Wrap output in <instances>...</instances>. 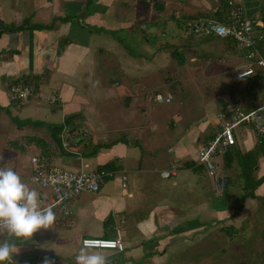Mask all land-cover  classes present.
Wrapping results in <instances>:
<instances>
[{
    "label": "crops",
    "instance_id": "crops-1",
    "mask_svg": "<svg viewBox=\"0 0 264 264\" xmlns=\"http://www.w3.org/2000/svg\"><path fill=\"white\" fill-rule=\"evenodd\" d=\"M223 1L228 10L230 2L245 9L244 0ZM253 2L259 3L250 14L254 21L264 0ZM222 9L221 0H0V30L29 22L27 30L0 36V168L13 169L38 193L39 205L47 207L49 201H40V188L30 180L32 158L77 172L114 164L98 193L76 196L69 215L52 210L55 218L48 229L17 238L11 264H41L45 257L52 264H75L84 238L123 241L124 252L92 249L107 257L108 264H174V258L190 246L187 238L197 236L208 218L215 224L229 223L236 230L238 222L242 227L246 221L245 213L254 218L258 209H264V155L258 157L253 172V179L262 182L253 197L245 200V179L240 177L236 156L255 150L259 135L253 128L236 132L231 162L221 161L222 172L239 190L238 198L228 202L230 209L218 212L217 206L208 204L207 189L215 193L213 179L203 168L193 166L199 145L220 131V114L235 108L249 112L264 104V87L258 82L264 77L263 68L258 70L228 39L195 38L190 33L195 21L212 20ZM178 20L192 22L181 27ZM31 25L40 27L29 30ZM144 25L149 26L143 31L147 42L162 37L174 40L175 45L164 42L166 52L134 56L125 47L124 37H134L137 26ZM178 30L189 38L177 34ZM174 47L183 59L176 58ZM169 57L184 69L181 82L192 83L195 89L203 86V97L197 100L209 105L214 101L212 109L205 106L201 116L186 120L182 105L167 114L171 108L154 102L155 94L161 93L171 94L170 104L174 103L175 87L164 90L155 76L168 66ZM213 57L220 61L216 63ZM212 61L211 86L217 87L213 94L205 83L197 85ZM250 68L255 72L252 78H237ZM172 80L178 83L174 77L166 83ZM20 81L35 83L42 98L17 107L9 87ZM100 91L102 98L94 101ZM53 92L61 97L60 105L47 101ZM87 110L93 111L88 116L92 131L75 125ZM56 127H63L62 147L69 145L63 152L48 129ZM84 132H88L86 140L81 138ZM104 145L110 147L100 148ZM175 159L181 163L180 172L164 179L161 172ZM0 239L12 238L0 232Z\"/></svg>",
    "mask_w": 264,
    "mask_h": 264
},
{
    "label": "built area",
    "instance_id": "built-area-1",
    "mask_svg": "<svg viewBox=\"0 0 264 264\" xmlns=\"http://www.w3.org/2000/svg\"><path fill=\"white\" fill-rule=\"evenodd\" d=\"M229 13L223 18L222 22L214 20L199 19L195 21L190 29V33L195 37L206 36L219 39H230L236 42L238 49L246 52V57L257 66L264 69V57L261 56L258 45L264 42V23L251 24L246 17L244 9L229 3ZM179 18V17H178ZM256 28L260 30L257 31ZM255 75L252 68L241 71L237 78L245 80ZM11 101L22 106L31 99H41L35 83L31 81H20L9 87ZM157 104H170L171 94H155L153 98ZM47 101L51 104H61V97L53 92ZM264 104L256 109L246 112L241 108H235L232 112L222 113L218 116L221 129L208 142L199 145L197 158L194 167L203 168L207 175L213 179L215 194H221L228 185V178L221 170V161L232 147L236 146V132L241 128L251 127L261 136L264 134ZM63 133L61 139H63ZM68 144L63 143V148L67 149ZM181 163L175 159L170 168L162 171L164 179L175 177L181 170ZM110 176L106 171H69L52 166H47L37 157L31 159V182L40 188V201H49L52 210H61L65 215L70 214V203L82 193H98L104 181ZM125 187V185H124ZM93 241L99 250L125 251V245L121 239L104 240L84 238Z\"/></svg>",
    "mask_w": 264,
    "mask_h": 264
},
{
    "label": "rangeland",
    "instance_id": "rangeland-1",
    "mask_svg": "<svg viewBox=\"0 0 264 264\" xmlns=\"http://www.w3.org/2000/svg\"><path fill=\"white\" fill-rule=\"evenodd\" d=\"M234 4L240 6L239 4L236 3ZM244 11L246 13L245 9ZM148 27L149 26L147 25L137 26V28L139 29L135 30L136 32L134 34V37H130V38L128 37L126 39L123 35H120L122 38L124 37L123 43H125L124 45L127 48V50L132 54L135 53L136 55L135 54L133 55L138 56V58L141 56L142 52H145L149 56L152 55L149 53L152 51L154 53L155 52L159 53L163 51L166 52L165 51L166 48L163 46L164 42H168L171 45L173 44L175 45L174 40L171 39L163 40L162 37H158V38L153 37L150 38L149 41L147 42L146 40L143 39L144 36L143 31L145 33V30ZM177 34L185 35L183 30H178ZM185 37L189 38L187 35H185ZM190 41L193 40L190 39ZM173 46H171L170 48H173ZM174 49L176 48L174 47ZM172 51H170V53ZM181 54L182 53L178 54L176 57H178V59H183L184 57ZM213 58L215 59L216 63L220 61L218 57H213ZM211 64L214 65V61L208 64L210 66L208 72L200 76V78L197 80V85L200 86V83L201 84L205 83L207 88L210 89V92L213 94L215 93L217 87L215 86L214 83L211 86L212 80L210 78H212L211 70L213 69V66ZM258 70H262V68L260 67L258 68ZM183 73H184L183 67L179 66L175 60L174 63H172V58L169 57L168 66L166 67L164 66V69H162L161 72L155 73V76L158 79V83L160 84V87H162L164 90H168L170 87H175V90L173 91L175 97L174 103L170 105H166V104L162 105L163 108L164 107H169L168 109L171 108L167 112V114H170L172 110L175 111L176 109L174 107H180L182 105L184 107V109L181 108L183 113L182 116L186 120H188V118H192L194 116L195 118L201 116V112H203L205 106L209 107L211 105V109H212L215 103L213 101V103H210L209 105V103L205 102L203 99L197 100L203 97V95L201 94L203 90V86L201 88L195 89L193 84L188 83V81L187 83L191 84V86H187L188 84H185L184 82L180 81V78L182 77L181 75H183ZM171 77H174L178 81V83L175 80H172L173 82H171V84L166 83V79ZM258 82L264 87V77H261L258 80ZM238 84L243 85V82L238 81ZM241 89L243 90L244 88L242 87ZM192 91H196L198 93L193 94ZM247 91L252 95L255 94L254 89L253 90L248 89ZM99 98L100 99L102 98L101 91L99 95L94 96L92 99H94V101L95 100L97 101V99L100 100ZM194 100L196 104L198 103V101H200V103L197 104L196 106L192 102ZM94 107L95 106L89 109H93ZM195 107H197V109L200 110V113L195 112L196 109ZM91 114L93 115V111L91 112L87 110V112H85L84 118L82 120H79L78 123L76 122L75 125H78L79 127H86L87 130L89 129L92 131L91 129L92 121L88 120V116H90ZM160 121L163 123V120ZM74 122L75 121H72L70 123L71 126L74 124ZM87 133L84 132L81 135V138L86 140V138H88ZM212 187H214V185ZM210 191L211 188H208L207 194L208 197L211 198L210 200H208V204H211L214 207L217 206V208L215 209L218 212H220L222 210H228L231 208V203L228 202L231 201V199L238 198L239 190L235 185H231V177H229V183L227 185L224 195H217L215 193H210ZM261 200H262L261 201L262 205L264 206V198ZM245 214L246 215L243 216L244 217L243 222L244 220L246 221L244 222V224H242V227H241V222L237 223L238 226L236 227L237 228L236 232L232 236H229L225 231H222L223 228H229L230 226L229 223L215 224V222H212L213 219L208 218L206 225H204L203 229L197 236L193 234L194 236L190 235L191 237L187 238V240H190V243H188L190 246L186 248L185 252H183L182 254H180L179 257H177V260L174 258L175 261L174 264H180L183 262L185 264H264V209L260 208L257 210L256 214L258 216L254 217V218L258 217L257 219H254L253 217H248L247 213Z\"/></svg>",
    "mask_w": 264,
    "mask_h": 264
},
{
    "label": "clouds",
    "instance_id": "clouds-1",
    "mask_svg": "<svg viewBox=\"0 0 264 264\" xmlns=\"http://www.w3.org/2000/svg\"><path fill=\"white\" fill-rule=\"evenodd\" d=\"M55 214L50 207H41L38 193L21 181L11 168H0V232L12 239H0V264H11L17 238H30L34 232L48 229ZM95 242L85 240L75 256V264H108L107 257L92 251ZM41 264H52L50 258Z\"/></svg>",
    "mask_w": 264,
    "mask_h": 264
},
{
    "label": "trees",
    "instance_id": "trees-1",
    "mask_svg": "<svg viewBox=\"0 0 264 264\" xmlns=\"http://www.w3.org/2000/svg\"><path fill=\"white\" fill-rule=\"evenodd\" d=\"M221 6L223 7L222 11L221 12H217L214 15V17H213V19L215 21H218V22H222L223 21V16L228 11V6H227V4L224 3L223 0H221ZM250 21H251V24H253V25L256 23L255 21L264 22V7L261 9L260 14L254 19V21L252 20V18H250ZM178 22H179V25L182 27V26H185L188 22H192V21L190 20L188 22H183V24L180 23L181 20H178ZM28 23L29 22H24L23 25L19 26V27H16V26H13V25L4 26L0 30V36H2L3 34H5L7 32L15 33V32H19V31L27 30L26 25ZM39 27L40 26H37V25H31L29 27V30L30 29H38ZM256 30L259 31L260 29L256 28ZM200 37H202V36H200ZM228 40H230V39H228ZM230 41L238 49L236 42L233 41V40H230ZM258 49H259V52H260L261 56L264 57V42L258 45ZM238 50H240V49H238ZM240 51L243 52L246 55V52H244L242 50H240ZM61 52H62V50H60V53ZM178 54H180V51L178 49H174V55L177 56ZM178 62H179V64H182L180 61H178ZM252 77H249V78H252ZM48 129H50V132L52 133V137L55 139L56 143L58 144L59 149L63 152V147L61 145V140L59 138V135L63 132V127L48 128ZM101 147L108 148V147H110V145L100 146V148ZM233 149H234V147H232L230 150H228V152L224 156L225 161H226V163L228 165L231 162V158L229 156H231ZM260 155H264V134L259 136L257 146H256V148H255V150L253 152L248 153V154H243V155L236 154L237 159H238V164H239V167H240V171H241L240 177L245 179V180H243V186H244V190H246V195L242 198L243 200H245L246 198H249V197H253L254 189L258 185H260L261 182H262L261 180L256 181V180L253 179V172H254L255 167L257 166V159H258V157ZM113 170H114V164L112 163V164H107V165H104V166L100 167L97 170V172H100V171H106V172L108 171V172H110V171H113ZM228 183H229V180H228ZM225 191H226V189H225ZM225 191H224V194H225ZM233 229L234 228H231V227L223 228L222 231H225L229 236H232L236 232V230L235 229L233 230Z\"/></svg>",
    "mask_w": 264,
    "mask_h": 264
},
{
    "label": "water",
    "instance_id": "water-1",
    "mask_svg": "<svg viewBox=\"0 0 264 264\" xmlns=\"http://www.w3.org/2000/svg\"><path fill=\"white\" fill-rule=\"evenodd\" d=\"M253 1L254 0H244L246 16L248 19H250V14L254 11V9L259 6L258 2H253Z\"/></svg>",
    "mask_w": 264,
    "mask_h": 264
}]
</instances>
